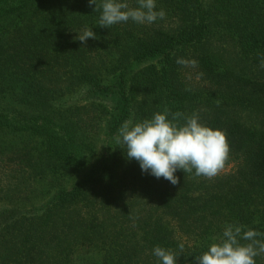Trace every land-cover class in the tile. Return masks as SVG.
<instances>
[{"label": "trees", "instance_id": "1", "mask_svg": "<svg viewBox=\"0 0 264 264\" xmlns=\"http://www.w3.org/2000/svg\"><path fill=\"white\" fill-rule=\"evenodd\" d=\"M94 8L0 0V264H159L181 243L195 264L227 224L264 233V0H156L164 19L111 28ZM165 108L227 133L213 179L172 185L115 143Z\"/></svg>", "mask_w": 264, "mask_h": 264}, {"label": "clouds", "instance_id": "2", "mask_svg": "<svg viewBox=\"0 0 264 264\" xmlns=\"http://www.w3.org/2000/svg\"><path fill=\"white\" fill-rule=\"evenodd\" d=\"M88 3L90 7L95 5L94 11L101 13L98 26L104 28L129 20L150 25L166 16L162 8L156 10V0H137L136 7H130L127 0H101L100 3L88 0ZM89 38H97L90 28L83 29L75 37L84 44ZM176 63L196 65V61L189 62L183 58H177ZM260 67L264 68V58ZM181 119L184 123H180ZM114 139L116 144L123 146L128 160L139 163L143 173L157 179L164 178L172 185L179 183L175 175L177 170L213 179L223 170L230 157L227 133L201 123L196 112L185 116L182 112L172 113L165 108L163 112H156L151 118L139 122L126 120ZM258 237H264V233L254 229L245 230V226L239 224H227L222 237L211 243L202 254L195 256V264H256L255 258L264 255V239ZM184 250L183 243L179 245V253L157 245L153 255L159 264H178Z\"/></svg>", "mask_w": 264, "mask_h": 264}, {"label": "rangeland", "instance_id": "3", "mask_svg": "<svg viewBox=\"0 0 264 264\" xmlns=\"http://www.w3.org/2000/svg\"><path fill=\"white\" fill-rule=\"evenodd\" d=\"M106 138L105 131L102 130L98 135V143L100 148H103L106 145V141L103 142V140Z\"/></svg>", "mask_w": 264, "mask_h": 264}]
</instances>
